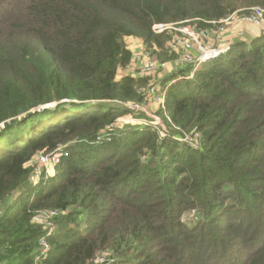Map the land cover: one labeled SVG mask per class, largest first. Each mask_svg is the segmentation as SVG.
Returning a JSON list of instances; mask_svg holds the SVG:
<instances>
[{"label": "trees", "instance_id": "obj_1", "mask_svg": "<svg viewBox=\"0 0 264 264\" xmlns=\"http://www.w3.org/2000/svg\"><path fill=\"white\" fill-rule=\"evenodd\" d=\"M255 6L0 0V264H97L104 251L110 264H264V32L193 78L165 76L162 127L117 123L148 82L118 78L126 39L170 63L174 35L154 24L206 31ZM195 134L198 148L177 138ZM61 145L55 174L32 183L27 165ZM46 210L59 213L51 234L34 220Z\"/></svg>", "mask_w": 264, "mask_h": 264}, {"label": "rangeland", "instance_id": "obj_2", "mask_svg": "<svg viewBox=\"0 0 264 264\" xmlns=\"http://www.w3.org/2000/svg\"><path fill=\"white\" fill-rule=\"evenodd\" d=\"M230 16H232L231 20L226 23H221L219 22V20L211 21L213 22V25L210 29H207V31L200 30L198 27V24H193V21L195 20H190V21H185V22L163 24V25H168V28L163 29V30L161 29L159 30V32L163 33L166 31H170V33L172 34L173 32L179 34L180 32L177 31V29L183 30L184 27L186 26L192 29L195 32L193 39L186 32L181 31V33L179 34L181 36L179 38L182 40V43H181L182 45H184L188 41L192 42L191 44L192 49H190V53H188L191 55L190 57L192 58V60L190 61H193V60L199 61L201 58L207 55V52H204L202 48H206V50H209V51L210 50H222L223 48H226L227 45H231L237 41L243 40L247 43H250L254 38L260 36L264 32V20H262V22L259 25H255V23L250 20L249 16L241 15L239 12L234 13ZM186 22H190V23H186ZM171 42L169 43V47H170ZM125 43L127 47L133 53V58H132V62L126 68L119 69L118 71L119 79H122L123 77H126V76L140 77L136 75V71H138L140 68L146 66L150 61L152 62V64H155V65H158L160 63L157 57V54H156L157 52L153 54V50L151 51L149 50L150 54L149 52H147L149 55H145V57L141 56V53H139V48L146 50V46H144L140 40L128 38L125 40ZM186 49L188 50L189 47H186ZM188 63L190 62L185 59H182L181 64L183 66H186ZM179 64H180V60L177 61V59H175V61L173 62L166 63V64L163 63L162 68L166 66L165 69L163 70H160L162 68H155L153 70L154 71L153 73H151L152 71H150L148 73L141 74V77H145L148 79V82L146 85H143L142 87L138 88V92L142 95V100L140 102H130V103H138V105L140 106L134 108V105H129L132 111H130V109L128 108L129 113L119 118L117 120V123H121L119 122V120L125 119V120H128L129 123H121V124L140 126V127H145V126L153 127L151 126L152 125L151 123L155 122V118L160 119L161 118L160 112L163 109L165 110L164 105H162V101H163L162 95L166 94L164 93L166 90L165 91L163 90V94H162V91H161L162 89L159 83H162L164 79L167 78L165 76L169 77L173 74H177L178 78L183 77L184 75L182 74L180 75L181 69H180ZM188 67L192 70L190 74L195 73L198 69V67L194 65H188ZM190 74H187V75H190ZM174 82L173 84H175ZM154 85L158 86V90L156 94L152 96V94L150 93V89L153 88ZM141 90L146 92V94L145 95L142 94ZM163 125L166 128L165 129L163 128V130L160 129V132L167 134V137H168L170 133L166 131H168L169 128H167L165 124ZM170 129L173 131L171 126H170ZM38 155L34 158V160L38 157ZM55 163L56 161L51 162L49 159L48 160L45 159V155H42L41 157L36 159L33 164L27 165V167L31 168V173H34L35 169H37V173L40 176L48 175L51 177L55 174V171H56L57 164L55 165ZM39 181L31 180L32 183L39 182ZM51 211H56V210H46V211H40V212H51ZM188 219H190L189 216H187L186 220ZM43 220L45 219L44 218L40 219V221H43ZM35 222L38 223L37 221ZM47 223H50L51 225V224H54L55 222L51 223V221H49V222L38 223V224L47 228L48 227L46 225ZM54 228H55V225H54ZM49 230L51 231V227L49 228ZM102 254L109 255L111 253L109 251L108 252L104 251L102 252Z\"/></svg>", "mask_w": 264, "mask_h": 264}, {"label": "built area", "instance_id": "obj_3", "mask_svg": "<svg viewBox=\"0 0 264 264\" xmlns=\"http://www.w3.org/2000/svg\"><path fill=\"white\" fill-rule=\"evenodd\" d=\"M249 12L250 13H248V14H241V15H244V16L247 15V16H249L250 17V20L253 21L255 23V25H259L262 22V20H264V8H262L260 6H256V7H253L251 10H249ZM235 13H238V12H235ZM229 16H227V17L219 20V22L226 23V22L230 21L232 16H230V17ZM207 23L210 24L211 27H212L213 22L210 21V22H207ZM166 28H168V25H163V24L156 25V24H154V26H153L152 29H153V32L154 33H156V34H158V33L159 34H162V33L159 32V30H161V29L163 30V29H166ZM177 31H179L180 33H181V31L188 33L192 37V39H193L194 33H195L188 26L184 27L183 30L182 29H177ZM179 34L173 32L174 38H173V40H172V42L170 44V49L169 50L172 53L176 54V56H178L177 61L180 60V64L179 65L181 67L183 66L181 64L182 63V59H185V60H187V61L190 62L186 66H183V68L188 67V65H194V66H197L199 68L205 62H207V61H209V60H211L213 58H216V57H218V56H220L222 54H225L227 52V50L230 48V46L232 45V44L231 45H227L226 48H223L222 50H210L209 51V50H206V48H202V50L204 52H207V55H205L199 61H195V60L190 61V60H192V58L190 57L191 55L188 54V53H190V49H192V47H191L192 42H189L188 41L187 43H185L184 45H182L181 44L182 43V40L179 38L181 36ZM186 47H189V49L187 50ZM147 52H149V54H150V51H149V49H148L147 46H146V50H144L142 48H139V53H141V56L142 57H145V55H149ZM162 67H163V64L161 62L158 65H155V64H152V62L150 61L146 66H144V67L140 68L138 71H136V75L141 77V74L148 73L150 71H152L151 73H153L154 72L153 70L155 68H162ZM165 67L166 66H164V68H162L160 70L165 69ZM121 69H123V68H121ZM194 74L195 73H192V74L188 75V77H186V78H188V79L193 78ZM167 89L168 88L165 89L166 91L164 90L165 91L164 93H167ZM157 90H158V86H156V85H154L153 88L150 89V93L152 94V96H154L156 94ZM161 91H162V94H163V90H161ZM141 93L144 94V95L146 94V92H144L142 90H141ZM162 96H163L162 105H164V101H165L166 94H163ZM124 105L127 108H129L130 111H132V110L129 107V105H134V108L140 106V105H138V103H128V104H124ZM168 121L170 122V124H173V123H171V120L169 118H168ZM119 122H121V123H129V121L128 120H125V119H121V120H119ZM162 123H163L162 118H160V119L155 118V122H152L151 123L152 124L151 126H153L155 128H159V127H162L161 126ZM161 130H163V128H161ZM162 134H163V136H162ZM160 136L163 137V138H165L167 136V134H164L163 132H160ZM177 138H179L178 139L179 141H181V142H183L185 144H188L189 146H192L193 148H198L200 146L199 134H195L194 136L185 135V136H182V137L180 136V137H177ZM65 148H66V146L61 145V146H59L53 152H50V153H40L36 159H38L42 155H45V159H47V160L49 159L51 162L52 161H56V163H55V165H56V164L59 163L58 161L60 160L61 155L65 152ZM35 160L33 159L28 165L33 164ZM31 174H32L31 175V180H34V181H39V180H41L44 177V176H40L37 173V169H35V172L34 173H31ZM58 214L59 213L57 211L39 212V213L36 214L34 220L37 221L38 223H44V222H49V221H51V223H52V220L56 216H58ZM41 218H44L45 220L40 221ZM46 225L49 228L51 227V231L49 230V234H51L53 232V230L55 229L54 228V224H51L50 225V223H47ZM44 248L46 249V247H44ZM113 261L114 260L109 255H107V254H102V255L98 256L97 259L95 260V262L97 264H110Z\"/></svg>", "mask_w": 264, "mask_h": 264}]
</instances>
